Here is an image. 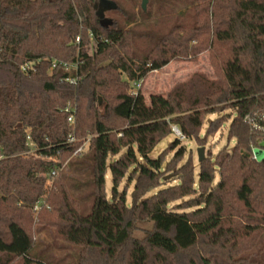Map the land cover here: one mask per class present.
<instances>
[{"label": "trees", "instance_id": "1", "mask_svg": "<svg viewBox=\"0 0 264 264\" xmlns=\"http://www.w3.org/2000/svg\"><path fill=\"white\" fill-rule=\"evenodd\" d=\"M143 1L0 0V264H49L45 230L77 264H264V132L245 121L264 112V0ZM205 52L216 80L146 103L152 72ZM225 110L233 149L197 176L185 148L151 158L172 126L203 146Z\"/></svg>", "mask_w": 264, "mask_h": 264}, {"label": "rangeland", "instance_id": "2", "mask_svg": "<svg viewBox=\"0 0 264 264\" xmlns=\"http://www.w3.org/2000/svg\"><path fill=\"white\" fill-rule=\"evenodd\" d=\"M201 73L206 75L211 80L217 79V74L210 62L209 52H205L199 56L195 62H172L160 71L152 72L148 78L144 81L142 87V94L145 97L146 103L150 104V98L153 95L167 96L169 92L179 83H185L195 74ZM137 91V88L135 89ZM234 117L233 110H225L218 114L209 115L206 117L205 124L202 129V137L206 136L208 129L213 121L223 119L224 125L220 128L212 127L211 133L207 138L206 143L203 146L195 141L188 139L185 142H180V145L172 149V144L175 141L173 135L164 139L151 153V158L157 159L160 156L165 158L166 162H170L177 153L181 151V148H185L186 154L184 161L192 157L194 166L196 167V176L199 170V160L197 151L199 148H206V159H214L216 155L225 147L229 151L233 149L234 142L229 143L227 140L228 130L231 121ZM255 158L258 161L264 159V143L262 147H258L254 150ZM172 175H168L171 177ZM108 190L111 187L110 178H107ZM127 190V203L131 204V192L133 191V183H127L124 181L119 191ZM150 228V225H140V231L135 236L143 237V231ZM79 249L74 246H69L61 243H56L50 231H41L38 236V242L32 251L33 256L42 257L49 264H77Z\"/></svg>", "mask_w": 264, "mask_h": 264}, {"label": "built area", "instance_id": "3", "mask_svg": "<svg viewBox=\"0 0 264 264\" xmlns=\"http://www.w3.org/2000/svg\"><path fill=\"white\" fill-rule=\"evenodd\" d=\"M80 42V39H77V43ZM57 67V62H53L52 64V69H55ZM64 67L69 70V69H77V65H68L64 64ZM22 71L25 73H28L30 71L35 70V64L34 63H27L24 64L21 67ZM68 82L70 83H75L77 80L75 79H67ZM137 90L140 88V84L136 85ZM134 94L137 93V91L133 92ZM245 121L251 125L254 129L258 131L264 132V112H257L255 115H249L245 118ZM69 122L72 124L73 123V117L69 118ZM172 134L175 137V139L179 140L180 142H185L187 141V137L183 135V133L180 131V129L177 126H172ZM28 141H30V145L33 147V144L31 142V138L28 137ZM75 139L71 138L69 143H73ZM81 150H79L76 155H80Z\"/></svg>", "mask_w": 264, "mask_h": 264}, {"label": "water", "instance_id": "4", "mask_svg": "<svg viewBox=\"0 0 264 264\" xmlns=\"http://www.w3.org/2000/svg\"><path fill=\"white\" fill-rule=\"evenodd\" d=\"M147 3H148V0L143 1L142 6H143L144 10H146V8H147ZM99 105H100V108L103 107L102 98L99 99ZM205 152H206V148H204V147L198 149L197 154H198L199 163L203 162L206 159Z\"/></svg>", "mask_w": 264, "mask_h": 264}]
</instances>
